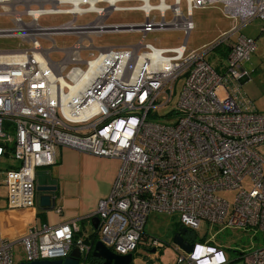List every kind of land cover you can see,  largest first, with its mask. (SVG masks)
<instances>
[{
  "label": "built area",
  "instance_id": "built-area-1",
  "mask_svg": "<svg viewBox=\"0 0 264 264\" xmlns=\"http://www.w3.org/2000/svg\"><path fill=\"white\" fill-rule=\"evenodd\" d=\"M0 0V15L12 27L0 37H19L28 47L0 49V158L19 164L0 170L10 208L35 207L37 169L56 162V148L120 161L110 194L98 203L96 241L119 255L132 254L152 212L178 213L195 230L203 221L264 233V112L243 92L250 79L244 64L256 49L254 38L233 34L250 22H264V0ZM221 5L234 28L221 39L189 50L194 9ZM141 12L135 23L111 21L114 13ZM94 14L91 21L81 18ZM44 15H70L60 25H41ZM30 17L25 21L24 17ZM179 31L184 41L165 47L146 42L153 32ZM135 32L127 46L96 45L108 33ZM56 36L75 41L60 48ZM40 40L53 42L44 48ZM226 43V62L213 66L208 53ZM53 52L64 57L54 61ZM88 53L90 58H83ZM186 81L170 103L173 83ZM250 177L251 189L244 188ZM236 190L234 203L220 196ZM76 221L32 225L17 240L24 261L56 260L78 247L82 257L93 245L74 238ZM94 242V243H95ZM15 241L0 240V264L15 262ZM191 243V242H190ZM155 248L160 243L152 241ZM176 250L180 247L176 245ZM246 264H264V245L243 254ZM179 264H229L222 244L206 238L177 258Z\"/></svg>",
  "mask_w": 264,
  "mask_h": 264
},
{
  "label": "rangeland",
  "instance_id": "rangeland-1",
  "mask_svg": "<svg viewBox=\"0 0 264 264\" xmlns=\"http://www.w3.org/2000/svg\"><path fill=\"white\" fill-rule=\"evenodd\" d=\"M182 9H186L185 0L182 1ZM1 11V9H0ZM95 17L90 14L80 19V22H89ZM72 19L70 15H44L40 18L41 25H60ZM25 21H29L30 17L25 16ZM111 21L123 23H135L144 20L141 12L123 11L114 13ZM193 20L195 28L191 31L187 41L189 50L199 49L203 46L213 44L222 38L224 33L230 32L234 28V20L226 17L221 5H211L206 8L194 9ZM14 24L10 16L0 15V27H12ZM245 35L254 38L256 41V49L251 54L250 60L244 66L250 73V79L242 84V90L247 97L253 102L255 108L259 112H264V22L260 19L247 24L240 32L233 34L231 40H236L239 35ZM185 35L179 31H165L150 33L145 39L159 47L180 44L184 41ZM55 41L60 48L72 45L75 38L72 36H56ZM141 39V35L135 32L108 33L96 38V45H116L127 46L137 43ZM44 48H49L53 42L40 40ZM19 37H0V49H13L28 47ZM226 43H221L212 49L207 58L209 62L215 66H222L227 59ZM83 58H92L88 53H84ZM64 57L62 52H53L51 58L54 61L61 60ZM186 74L181 75L172 86V97L170 103L162 107L158 111L157 118L165 123L171 124L175 118H165L179 100L180 93L186 81ZM264 152V147L260 149ZM9 161L15 159L2 157L0 158V170L7 168ZM17 162V161H16ZM50 170L49 167H40L37 169L38 180ZM244 188L251 189V179L247 177L244 180ZM237 191H222L220 196L228 200L230 203L235 202ZM181 225L180 215L174 213L172 215L152 212L145 224L142 239L140 240L135 251L132 253V264H179L177 258L179 254L184 255V250H176V244L173 241L175 233ZM196 238H212L223 245L228 257L229 264H246L243 254L251 249L264 245V233L255 228H232L222 227V225L211 224L203 221L199 228L189 229ZM157 240L160 246H152V241ZM178 246V245H177ZM22 246L14 248L15 261L23 259ZM153 249L155 251L153 252Z\"/></svg>",
  "mask_w": 264,
  "mask_h": 264
},
{
  "label": "crops",
  "instance_id": "crops-1",
  "mask_svg": "<svg viewBox=\"0 0 264 264\" xmlns=\"http://www.w3.org/2000/svg\"><path fill=\"white\" fill-rule=\"evenodd\" d=\"M55 155L56 162L45 166L50 170L41 180H38L37 172L35 207L10 208L6 188L0 187V240L15 241L14 248L21 246L17 240L23 237L32 225L44 223L56 225L76 221L79 230L74 234L75 239L81 238L90 245L96 240L98 227H94L93 219L97 217L99 201L111 192L120 161L65 147H57ZM8 164L18 166L19 163L9 161ZM38 186H51L55 189L39 192ZM43 193L53 196L54 208L45 209L40 206L39 196ZM22 253L24 255L23 249ZM24 259L23 256V259L15 262L18 264Z\"/></svg>",
  "mask_w": 264,
  "mask_h": 264
},
{
  "label": "water",
  "instance_id": "water-1",
  "mask_svg": "<svg viewBox=\"0 0 264 264\" xmlns=\"http://www.w3.org/2000/svg\"><path fill=\"white\" fill-rule=\"evenodd\" d=\"M55 188L51 186H38L37 191L47 192L53 191ZM39 204L45 209H51L55 206V199L51 194L43 193L39 196ZM94 227L97 228L99 224L98 218L93 219ZM187 231L186 227L180 226L178 231L173 237V241L178 245L182 250L189 252L192 249V243L185 240L183 235ZM90 256L95 259L103 261L102 264H132L133 255H119L114 253L111 249L106 247L101 241H96L91 249V252L88 253L85 257H82V254L78 247H74L70 252L69 256L63 259L56 260H37L32 262L22 261L18 264H86L90 259Z\"/></svg>",
  "mask_w": 264,
  "mask_h": 264
},
{
  "label": "trees",
  "instance_id": "trees-1",
  "mask_svg": "<svg viewBox=\"0 0 264 264\" xmlns=\"http://www.w3.org/2000/svg\"><path fill=\"white\" fill-rule=\"evenodd\" d=\"M184 239L192 243V242L199 241V240H201V241L206 240V237L198 239L192 234V232L189 229H187V234L185 235ZM217 243H219V242H217ZM219 244H221V243H219ZM90 258L92 260L90 262V264H99L97 259L92 258L91 256H90Z\"/></svg>",
  "mask_w": 264,
  "mask_h": 264
},
{
  "label": "flooded vegetation",
  "instance_id": "flooded-vegetation-1",
  "mask_svg": "<svg viewBox=\"0 0 264 264\" xmlns=\"http://www.w3.org/2000/svg\"><path fill=\"white\" fill-rule=\"evenodd\" d=\"M186 234H187V231L184 233L183 237H185ZM97 260H98L99 264H102V263H103V261H101V260H99V259H97ZM91 261H92V260H91V258H90L86 264H90Z\"/></svg>",
  "mask_w": 264,
  "mask_h": 264
},
{
  "label": "bare ground",
  "instance_id": "bare-ground-1",
  "mask_svg": "<svg viewBox=\"0 0 264 264\" xmlns=\"http://www.w3.org/2000/svg\"><path fill=\"white\" fill-rule=\"evenodd\" d=\"M75 1H77V0H75Z\"/></svg>",
  "mask_w": 264,
  "mask_h": 264
}]
</instances>
